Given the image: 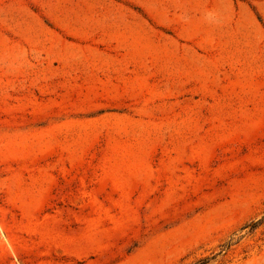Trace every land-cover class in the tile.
I'll return each mask as SVG.
<instances>
[{
  "label": "rangeland",
  "instance_id": "1",
  "mask_svg": "<svg viewBox=\"0 0 264 264\" xmlns=\"http://www.w3.org/2000/svg\"><path fill=\"white\" fill-rule=\"evenodd\" d=\"M0 264H264V0H0Z\"/></svg>",
  "mask_w": 264,
  "mask_h": 264
}]
</instances>
